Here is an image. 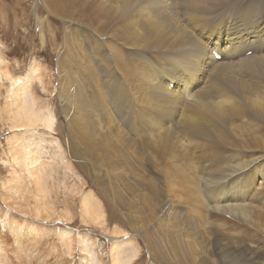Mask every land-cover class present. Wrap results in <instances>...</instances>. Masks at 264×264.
I'll list each match as a JSON object with an SVG mask.
<instances>
[{
    "label": "rangeland",
    "instance_id": "1",
    "mask_svg": "<svg viewBox=\"0 0 264 264\" xmlns=\"http://www.w3.org/2000/svg\"><path fill=\"white\" fill-rule=\"evenodd\" d=\"M54 2L0 0V71L21 81L22 96L51 122L50 128L13 131L6 113L10 84L2 80L0 264H82L85 253L77 242L85 238L102 264H114L113 244L123 240L131 244H124L126 251H136L130 264H191L189 254L201 262L199 249L209 264H264V222L256 226L255 217L219 208L244 204L264 214V66L253 70L246 63L264 57V0ZM142 11L158 21V32L147 30ZM178 34L186 37L181 45ZM234 37L237 43L225 47ZM227 64L232 67L226 71ZM150 83L149 105L158 99L157 89L180 96L171 116L158 110L164 102L154 109L137 104L136 95ZM81 94L90 106L89 122L135 145L136 157L125 154L130 163L115 175L102 151L91 158L69 131L85 120L76 107ZM208 98L236 114L222 119L208 106L211 136L198 139L176 121ZM15 135L23 140L17 163L8 143ZM169 139L190 161L196 185L178 172ZM36 171L46 177L44 199L36 196ZM16 181L20 192L10 195ZM84 196L101 208L104 226L80 216ZM36 200L54 213L36 215ZM200 209L203 246L189 231ZM62 229H69L70 245L59 235ZM177 241L186 247L174 251Z\"/></svg>",
    "mask_w": 264,
    "mask_h": 264
},
{
    "label": "bare ground",
    "instance_id": "2",
    "mask_svg": "<svg viewBox=\"0 0 264 264\" xmlns=\"http://www.w3.org/2000/svg\"><path fill=\"white\" fill-rule=\"evenodd\" d=\"M227 1H229V0H227ZM45 2L47 4H50V5H54V3H55L54 0H45ZM50 8L53 11H57V8H54L53 6H50ZM142 13L145 14L144 24H145L147 30L152 31V32H158L159 31L158 21L156 19L152 18L150 13L144 12V11H142ZM256 38H258V36L257 37L254 36V38L251 40V42H254L255 40H257ZM185 39H186V37L184 34H178L175 37V41H177L178 45H181ZM238 39H239L238 37H234V39L227 38L228 43L225 45V47L229 44L233 45L234 40H235V43H237ZM189 44H192L191 41H189ZM215 48L217 50L223 51L222 49H220V47H218V45H215ZM215 52H217V51H215ZM211 61L212 60L209 61L210 64H212ZM246 63L250 64L253 70H258L260 68V66H262V67L264 66V57L259 58V59H255V60H247ZM231 67H232V65H228V64L224 66L226 71L229 70ZM3 79H5L10 84V86L8 87L7 95H6V100H7V102H6V108H7L6 113H8L9 117L12 120V126L10 125V128H12L13 131L15 130V132L17 130L19 131L22 129H25V131H30L31 128L38 127L39 125H42V126L44 125V126H47L50 128V125H51L50 120L43 118V116H41L40 112H38L35 109V101L29 100L26 95L22 96V90H23L22 82L19 81L18 79H14V78L10 77L7 74H4L3 71H0V83L2 82ZM150 84L153 86L152 88L141 89V93L139 95H136L137 104H139L140 107L147 104V107L154 109L161 102H164L165 104H161L157 108L159 111H162L166 116H171V112H172L174 106L176 105V103H178L180 96L175 95L174 93H168V92L164 91L163 89H157L158 99L155 101V104L149 105L150 103L145 98L148 94H150L154 90V85L152 83H150ZM143 86H144V84L140 85V87H143ZM134 90H135V87H134ZM69 95L72 97V95L70 93H69ZM129 99H131V98H129ZM64 102L67 106H70V101L67 98H64ZM127 102H130V100L129 101L127 100ZM208 106L211 108L214 107L215 109H217L216 114H218L217 116H219L222 119H228L232 115L236 114V112H232V113L228 112L227 110H225L223 108L222 105L218 104L215 100H213L212 98H208V100L206 101V103L203 106L196 107L192 110H189L188 112H184V111L180 112V114H178V120L176 121V124L179 127H182L186 130L190 129L196 135V137L198 139L209 138L211 135L208 131V129H209V123H208L209 115L207 114V112L209 111ZM76 107L80 110L81 114L85 117V120H86V121L80 120L77 124L71 126V128L69 129V131H71V133H72V136L78 140V144L79 145L80 144L85 145V147H87L88 152H90L91 158L96 157L95 156L96 152L100 153V151H102V153H104V155H105L104 160L109 162L107 167L109 168V170L111 172H114V175H115V172L117 170L122 171V169L127 168L128 167L127 165L130 163V161H128V158L125 156V154H127L129 156L132 155V156L136 157L135 156V145H134V143L127 141L122 136H118L115 139L111 135H107L108 134L107 132L103 131L101 124L95 125V124L89 122L88 118L91 116V110H90V106L88 105L87 101L84 99L82 94H81V97H79L77 102H76ZM259 112L264 116V108H259ZM22 141L20 139L16 138V135L11 140L8 141V143L10 145L9 154H10L11 158L16 163L20 158V153L18 150L22 147ZM171 141H172V139H169L168 144L171 143L173 146H175V149H176L175 155L172 157V159L177 160V163H175V166H176L178 172L181 175L186 177V179L190 185H194V184L196 185L198 178L194 173V169H193L190 161L187 159V157L185 156V154L182 151V149L180 148V146L175 145L174 142L173 141L171 142ZM83 148H84V146H83ZM75 152L80 153L81 151L76 150ZM99 153H98V155H99ZM113 155L115 158H113ZM124 156L127 159L126 161L125 160L122 162H116L115 161V159L121 160V158L122 157L124 158ZM101 157L100 158L97 157V159L102 160ZM134 157H133V159H134ZM116 173H118V172H116ZM111 176H113V173H111ZM33 181H34V186H35L37 193H38L36 196L38 197L41 195V198L44 199L46 197L45 193L48 192V189L45 187L46 186L45 185L46 177L45 176L42 177L41 174H39L36 171V172H34ZM14 183L18 184L17 181ZM19 187H20L19 184H18V186H11V190H9V194L17 196L18 192H20L18 190ZM36 202L38 203L37 200H36ZM194 203L197 204V205H195L197 208H200L199 202L194 201ZM97 206L98 205L93 204L91 196H84L82 199V202H81V214H80V216L83 219H90L92 221H97V222L100 221V224L104 226V221H103L104 216H103V214L100 215L99 210L97 209V208H99V206L98 207ZM243 206H245V205L234 203V204H225V205L220 206L219 208L220 209H226L229 214L232 213L235 216H237V218L252 219L253 217H255V220H256V218L258 219V222L253 221V223L257 224L256 226H259L260 221L264 222V214H260L259 212L257 213L255 211L251 210L250 207H249L250 210L249 209L245 210V208ZM51 207H52V205L49 206V204H47V202L38 203L36 215L49 218L52 215V213H54V212L51 213V209H52ZM99 209H101V208H99ZM8 210L10 211V209H8ZM66 211H67V209L65 210V212ZM199 211L200 212H198V216H196V214H195L193 217H191L190 221L192 224L189 227V231L192 233V236L194 237V239L196 241H199L200 244L203 246L206 243L205 237L203 235V226L205 223V221H204V210H203V213L201 212L202 209H200ZM61 216L59 215V219H61ZM63 220H64V218H63ZM72 220H73V218H72ZM194 220L196 221V224H195ZM240 221L248 222V220H240ZM260 226H261V224H260ZM63 229L59 235L62 237L63 241L66 244H69V242H68L69 234H70V232H68L69 229H65V230H63ZM262 230H264V229H262ZM123 237L124 236H121L118 238H123ZM79 238H80V236H79ZM77 243L82 247V250L85 253V255H82L83 256V258L81 259L82 264H102L101 259L98 257V255L96 254V252L93 249L95 244L93 246V244L90 243L88 240H86V238H85V240H80V242H77ZM124 244H125V247H126V245H131L129 243L126 244L124 242V240L121 242V244L119 242H114L113 247H112V251H113L112 258H114V260H115L114 264H130L133 262L134 257L136 256V251H133V250L126 251L124 249ZM186 244H187V242L185 244H180L177 241L176 243H174L172 245V246H174V249L173 248L172 249L174 251H176V249L178 250L180 248V250H181V247H179V246L181 245L184 248V247H186ZM148 245L152 248V251H154V253L155 252L157 253V251H155V249H154V248H157V246L153 245L152 242H148ZM164 245H166V244L164 243ZM158 246H160V245H158ZM161 246H162V244H161ZM198 253L201 254L202 261L198 262L197 259L193 258L189 254L188 258L190 259L191 264H209L208 263L209 260L206 257L205 252H203L202 249H199ZM168 254L169 255H167V256H171V254L173 255V253L171 251ZM184 254H185V252H184Z\"/></svg>",
    "mask_w": 264,
    "mask_h": 264
}]
</instances>
